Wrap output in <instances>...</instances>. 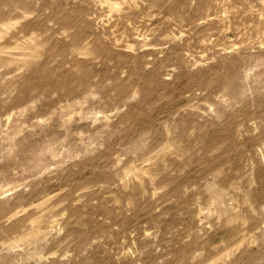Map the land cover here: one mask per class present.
<instances>
[{
	"label": "rangeland",
	"instance_id": "obj_1",
	"mask_svg": "<svg viewBox=\"0 0 264 264\" xmlns=\"http://www.w3.org/2000/svg\"><path fill=\"white\" fill-rule=\"evenodd\" d=\"M0 264H264V0H0Z\"/></svg>",
	"mask_w": 264,
	"mask_h": 264
}]
</instances>
